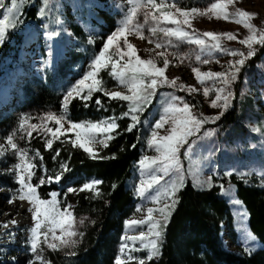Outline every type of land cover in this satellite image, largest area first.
<instances>
[{
    "label": "rangeland",
    "instance_id": "rangeland-1",
    "mask_svg": "<svg viewBox=\"0 0 264 264\" xmlns=\"http://www.w3.org/2000/svg\"><path fill=\"white\" fill-rule=\"evenodd\" d=\"M135 0H50V7L44 16H40L39 12L44 7L43 0H26V2L19 6V12L12 14L7 13L6 8H0V19H3L4 15H18L20 22L16 24L15 28L8 26L6 34L2 42H0V88L8 86V97L4 102H0V112L4 113L10 110L14 106L16 99V92L21 93V85L28 76H38L44 78L47 71L52 72L56 70L57 63L60 59L68 58L72 53L80 54L79 60L71 66V72L68 73V86L67 89L76 83L83 74L89 70V66L94 58L102 48H96L95 39L98 35V24L100 23V17L98 13L102 10L112 11L118 13L117 26L120 21L124 18L127 12L131 10V7ZM177 4L181 8L190 9L192 7L205 8L214 0H176ZM6 4L10 6L9 0H6ZM31 7L36 8V17L29 15V9ZM243 9L250 13L258 14L257 18H254L251 23L260 30H264V0H234L233 5H229L227 11L234 13L235 10ZM143 11V10H142ZM139 15V21L143 24V15ZM232 20L225 19H209L207 16H196L191 19L192 29L199 32L212 31L217 33L231 32L237 34V40L228 41L226 38L222 39V44L225 48L239 49L247 52V49L241 45L238 40L244 39L248 32L242 25H238ZM151 22H149L150 24ZM73 25H79L84 31V36H78L73 30ZM163 27V25H162ZM172 27V26H169ZM149 25H144L142 33L145 37H150L154 42L149 43L148 39H139L137 36L129 35L128 41L132 43L136 49H138L137 55L144 60H153L158 67H163L164 57L160 55L162 52L174 53L179 52L186 58L181 63L180 59L175 58L173 55H168V59L171 61L169 67L165 71L166 77L169 79L179 77V83H183L189 86H194L200 89L199 92L188 94L186 91H177L169 87H158L159 96L156 104L155 118L153 117L151 126L149 127V137L152 131V125L155 120L158 119L159 113L162 111V107L165 104V98L169 94L183 97L185 101L193 105L192 111L197 114H203L204 116H217L220 115L221 109L210 107V102L215 96V89L221 87L218 82L206 81V85H200L192 72L193 67H198L202 72H223L226 71L230 61L240 59V57H232L230 55L222 54L220 52L214 53L211 56L204 55L202 59H209L211 62L203 64L196 61L195 55L199 51L197 46L189 45L187 43H180L172 39L173 44H179V47H168L156 48L155 42L166 44L169 38L165 37L163 33L157 32L154 36L148 30ZM185 29L191 31L192 29ZM55 30L59 33L58 36L48 38L47 33ZM115 31V30H114ZM23 34V39L19 47L20 63L27 67L24 71L21 64H14L7 55L3 54L1 49L3 42L7 39L8 33ZM106 42V41H105ZM14 44V41H12ZM121 45L123 41L121 40ZM255 54L251 58H247L239 72L236 74L237 78L231 82L230 91L232 93V99L236 93H240L241 96H250L255 101V106L263 107L262 110L250 112L246 117L247 129L246 133L238 135L233 141L228 143H221L218 141L217 136L219 135V127L217 121L205 123L197 134L189 137V143L180 148L178 153V163L180 165L181 172L184 175H189L193 180V183L198 188L208 187L204 185V181L212 177L211 183H216L220 176L225 175L226 172H232L231 176L236 179L243 180L250 184H254L259 187H264V179L261 178L259 170L264 165V135L259 132L252 131L253 128H260L264 126V55L250 63L251 59L256 55L262 46L255 45ZM114 60H119V66H122L127 61V57L123 60L119 59L118 54L113 55ZM102 80V79H101ZM117 81V80H116ZM102 88L106 84L102 80ZM114 88L107 90L108 92L119 91L122 94H128L126 87L119 84ZM207 86L210 89L209 97L203 96V87ZM66 89V91H67ZM66 94V92H65ZM232 99L230 100L229 108L232 106ZM64 101L58 111L48 112H31L24 114L20 117V121L28 117V123L40 124L42 117L46 113H62L65 111L63 108ZM128 105V102H127ZM150 105V104H149ZM148 105V106H149ZM225 111V110H224ZM223 111V112H224ZM67 120L72 121L68 116ZM139 115V114H138ZM221 116V115H220ZM105 119H99L97 121H103ZM89 122V121H85ZM96 122V121H92ZM20 124V122H19ZM27 126V125H25ZM44 127H56L53 122H47L42 125L39 132L34 131L32 137L29 138L24 132L19 131V128L15 132L14 142L19 147L27 150L29 156L34 159V162L38 165L36 153L29 148L28 142L33 138H39L40 141L45 143V139H51L50 134L44 132ZM68 124H64V128L67 129ZM169 125H165L164 129L156 130L159 135L163 136L167 134V128ZM211 131V134H208ZM73 134V139L74 133ZM98 141H104L103 143H96L93 145V151L98 145L106 143L104 135L97 134ZM0 147L6 150V155L0 158V175H9L14 182V171H10L9 166L14 164L16 161L13 158L12 149L7 145L6 139L0 137ZM157 153L153 149L147 147V153L145 156L152 157L156 156ZM141 161V160H140ZM140 161L133 167V177L130 182L134 197L138 199L137 208H140V212L126 221L130 220H142L147 214L149 207L154 209L153 218L155 220H161L158 209L162 208L165 203L171 204V200H168L165 195V189L167 186L176 179L174 172H164L161 165H157L155 169L151 171V175L158 176L160 178L159 184H153L152 188L147 191L144 197H141L136 188L141 186L142 181L146 182L150 177L148 171H142ZM255 170V172H253ZM245 179L239 178L240 173H250ZM35 175L32 177V183L34 180L38 181L40 178L37 168L35 169ZM44 177V174L41 175ZM96 187V186H95ZM19 188L10 189L0 185V225L7 223V228L0 227V244L5 245V258L9 259L12 263V258L15 257L19 261V264H26V261L31 258L30 253V229L34 227V221L32 220L31 212L28 211L30 204L27 200L21 201L19 199H13L10 203V198L16 195V190ZM226 190V189H225ZM38 191V189H37ZM58 193L57 191H53ZM51 192V193H53ZM50 193V194H51ZM159 193V202H153L152 197ZM39 194V193H38ZM44 199H51V195ZM177 194V192H176ZM176 194L174 199H176ZM223 194L233 205V214L235 220V233L236 241L230 238L229 231L226 230L225 225L221 233V238L225 248L229 251L236 253H247L245 248L257 249L260 243L251 233L248 227V212L244 204L241 202L239 206L233 203L234 199H237L234 194V188L231 187V193ZM43 198V197H42ZM57 199L60 201L61 208L65 207L62 205V201L58 195ZM238 200V199H237ZM240 201V200H239ZM69 211L72 213L73 224L75 231L78 233L77 236L70 237L68 239L75 240L76 243L70 247H60L59 242L57 249L48 248L42 244L43 257L46 264H55V257L62 254H73L75 253L84 238L86 229L91 225V218L85 215L77 216L74 214L71 205H67ZM173 210V208H172ZM171 210V212H172ZM170 212V214H171ZM245 213V215H241ZM170 216V215H169ZM169 218V217H168ZM15 221L11 223L10 221ZM168 220V219H167ZM164 228V227H163ZM161 228V232H163ZM140 231L148 232V225H141L139 227L132 226L124 228V234L121 238L120 244L117 246L115 251V259L118 255H121L120 248L123 244L128 247L125 248L124 256H132L136 259H127L125 264H139L140 259H144V264L149 260L146 259L148 255L147 249L141 246V241H130L126 240L127 235H138ZM12 233V236H8L7 233ZM250 233L254 240H246L245 233ZM57 235H60L57 230ZM154 237H147V240L153 239ZM158 256V255H157ZM157 256L153 257L155 259ZM36 264H40L39 261ZM115 264V260H114Z\"/></svg>",
    "mask_w": 264,
    "mask_h": 264
},
{
    "label": "trees",
    "instance_id": "trees-1",
    "mask_svg": "<svg viewBox=\"0 0 264 264\" xmlns=\"http://www.w3.org/2000/svg\"><path fill=\"white\" fill-rule=\"evenodd\" d=\"M29 15L36 17V8L31 7ZM98 35L96 48H102L106 38L117 27L118 13L102 10L98 13ZM76 35L84 36L79 25H73ZM1 49L14 64H21L24 71L27 67L20 63L19 47L23 34L8 33ZM14 41V44L12 43ZM264 46L251 59L261 58ZM72 53L68 58L60 59L55 71H47L44 78L28 76L21 85V93L16 92L14 106L0 112V137L14 134L19 128L20 117L31 112L58 111L61 108L68 82L71 66L80 58ZM99 78L106 84L104 89L118 85L110 75V66L99 73ZM159 96L156 90L151 103L140 115V124L131 132L126 131L131 123L128 117L121 118L128 110L126 101L111 100L104 91L95 92L92 98L85 101L77 97L71 99L67 111L73 122L97 121L115 117L119 127L111 133L114 137L106 140L107 147L98 145L95 148V159L79 147H73L68 133L60 139H54L52 149L33 138L29 148L37 153L38 174L40 177L61 175L59 182H50L38 186V193L46 198L53 191L59 192L62 205H71L75 215L91 218V225L86 229L79 249L73 254H62L55 257V264H114L115 251L124 234L125 222L136 214L138 199L134 197L130 182L133 167L147 153L146 141L149 127ZM101 101L100 105L96 100ZM256 107L250 96L236 93L231 108L225 110L217 121L221 143L233 141L238 135L246 133V117L250 112L262 110ZM59 150V156L56 151ZM67 165L63 170L61 165ZM98 180L94 191L68 193L69 187L79 188L86 181ZM38 181L34 180V184ZM0 185L10 189L17 188L9 175H0ZM223 185V189L221 188ZM229 186L234 188L235 197L240 200L248 212V227L260 243L251 254L236 253L225 248L221 233L222 224L229 231L230 238L236 241L233 205L223 194ZM99 193L97 195L96 193ZM177 202L163 228L159 242V255L146 264H264V187L250 184L234 176H220L211 187L198 188L189 175H184V186L177 192ZM5 245L0 244V264H12L5 258Z\"/></svg>",
    "mask_w": 264,
    "mask_h": 264
},
{
    "label": "snow or ice",
    "instance_id": "snow-or-ice-1",
    "mask_svg": "<svg viewBox=\"0 0 264 264\" xmlns=\"http://www.w3.org/2000/svg\"><path fill=\"white\" fill-rule=\"evenodd\" d=\"M26 0H9L10 6L6 4V0H0V8H6L7 13L12 14L19 12V6L24 4ZM44 7L40 10L39 15L44 16L46 11L50 7V0H43ZM234 0H214L205 8L192 7L190 9L181 8L178 6L176 0H135L131 10L126 13L124 18L120 21L115 31L109 34L106 38V42L103 44L102 50L94 56L89 70L83 74L82 78L76 81L75 84L70 86L66 94L63 97L62 113H46L44 117L40 118L41 123H28L29 118L25 117L20 121L19 131L24 132L27 137L31 138L34 131L39 132L42 125L47 122H53L56 127H44V132L50 134L51 139H45V144L48 149H52L53 140L60 139L61 136H66L68 133H74V139H70L73 147H79L84 152L88 153L92 158L95 157L93 151V145L96 143H103L104 141L97 140V134L104 135L106 140H111L114 137L111 135L119 125L116 123V118H108L103 121L96 122H73L67 120L66 109L71 99L77 97L82 100H89L92 98L93 93L104 91L106 96H109L111 100H119L128 102V110L122 113L121 118L128 117L131 123L128 125L126 131L131 132L138 124H140V115L145 108L151 103V98L155 95L158 87H169L177 91H186L188 94L199 92L200 89L189 86L183 83L178 84L179 77L169 79L165 75L166 69L169 67L171 61L168 59V55H173L175 58L180 59L181 63L186 58L179 52L168 53L162 52L163 67H158L157 64L149 59H141L138 55V49L128 41L129 35H135L137 38L143 40L148 39L149 43L154 41L150 37H145L142 33L144 25H149V32L154 36L157 32L163 33L167 38L166 44L155 42L156 48L179 47V44H173L172 39L180 43H187L189 45H195L199 49L195 55V59L203 64H208L211 61L209 59H202L206 54L208 56L214 53L220 52L222 54L230 55L232 57H240V59L229 62L228 68L223 72H202L198 67H193L192 72L196 81L200 85H206V81L218 82L221 87L215 89V96L210 102V107L221 109L220 115H223V111L227 110L232 99V93L230 91L231 82L237 78V73L240 67H242L247 58H251L255 54V45L264 46V30L258 29L251 21L258 17L256 13H250L246 10L237 8L234 13L227 11L229 5H233ZM143 10V11H142ZM143 15V24L139 21V15ZM196 16H207L209 19H225L232 20L238 25H242L248 32V35L244 39H239L238 42L243 45L247 52L239 49L225 48L222 44V39L226 38L228 41L237 40V34L226 32L217 33L212 31L199 32L192 29L191 19ZM19 16L4 15L3 19H0V42L3 41L6 34V30L9 25L15 28L19 23ZM149 22H151L149 24ZM163 25V27H162ZM172 26V27H169ZM192 29L188 31L185 29ZM59 33L55 30L48 32V38L58 36ZM121 40L123 44L121 45ZM118 54L119 59L123 60L127 57V61L124 65L119 66V60H114L113 55ZM110 75L119 82L120 85L126 87L128 94H122L119 91L108 92L102 88V80L99 78L101 70L109 68ZM210 89L207 86L203 87V96L209 97ZM96 104L100 105L101 101L96 100ZM194 106L189 104L183 99L169 94L165 98V104L162 107V111L159 113L158 119L155 120L152 125V131L150 138L147 139L146 144L149 149H153L157 155L148 157L145 156L140 161L141 170L148 171L149 179L142 181L141 186L136 188L137 193L144 197L145 193L149 191L153 184H159L160 178L158 176L151 175V171L155 169L157 165L162 166L164 172H174L176 179L170 183L165 189L164 195L168 200H171V204L165 203L162 208L158 209L163 222L161 220H155L153 218L154 209L149 207L147 214L142 220H130L126 221V227L141 225H148V232L140 231L138 235H127L126 240L141 241V246L148 251L146 259L151 260L153 257L159 255V242L162 237L161 228L166 227L167 219L170 215L172 208H174L177 202L174 197L184 186V176L181 172L180 165L178 163V153L180 148L189 143V137L197 134L200 128L208 122H215L220 118V115L211 117L204 116L203 114H197L192 111ZM67 123V129L64 128V124ZM27 125V126H25ZM165 125H169L166 135H159L156 130L164 129ZM252 131L259 132L264 135V126L260 128H253ZM211 134V131L208 133ZM15 133L5 137L7 145L13 150V158L16 161L9 166L10 171H14V182L19 185L16 190V195L10 198L11 203L13 199H19L21 201L27 200L30 204L28 209L31 212L32 220L34 221V227L30 229V253L31 258L26 261V264H36L37 261L40 264H46L42 255V244L48 248L57 249L59 242L60 247L70 248L76 241L68 238L77 236L75 231L72 213L69 211L70 206L61 208L60 201L57 199L58 193H51V199L42 198L37 191L38 186H42L50 182H59L61 175L40 177L38 183H32V177L36 174L35 169L38 165L34 162V159L29 156V152L18 146L14 142ZM107 147V144H104ZM56 156H59V150L56 151ZM6 155V150L0 147V158ZM36 157H40V153L37 152ZM42 159V157H40ZM63 170H68L67 165H61ZM255 172V170H253ZM250 173H240L239 178L245 179ZM232 172H226L225 175L231 176ZM264 179V165L257 173ZM212 177L204 181V185L212 186ZM102 183V181L91 180L86 181L79 188L69 187L68 193L94 191L95 186ZM223 189V185H221ZM225 194L231 193V186L224 190ZM99 195V193H96ZM160 195L152 197L153 202H159ZM233 203L237 206L241 204V201L234 199ZM137 212L141 209L137 208ZM245 215V213H241ZM15 223V221H10ZM7 223L0 225V227L7 228ZM59 230L60 235H57ZM8 236H12V233H7ZM154 237L147 240V237ZM246 240H254V237L250 233H245ZM128 247L123 244L120 248L121 255H118L115 259V264H125L127 259H136L132 256H124L125 248ZM248 254L254 251L253 248H245ZM12 264H19L17 258H12ZM139 264H144V259L139 260Z\"/></svg>",
    "mask_w": 264,
    "mask_h": 264
},
{
    "label": "bare ground",
    "instance_id": "bare-ground-1",
    "mask_svg": "<svg viewBox=\"0 0 264 264\" xmlns=\"http://www.w3.org/2000/svg\"><path fill=\"white\" fill-rule=\"evenodd\" d=\"M8 86H4L0 88V102H4L8 97Z\"/></svg>",
    "mask_w": 264,
    "mask_h": 264
}]
</instances>
